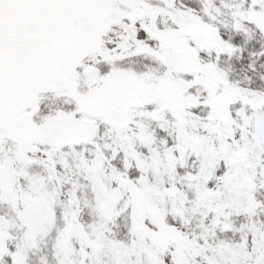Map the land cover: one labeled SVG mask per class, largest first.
<instances>
[{
  "label": "snow or ice",
  "instance_id": "snow-or-ice-1",
  "mask_svg": "<svg viewBox=\"0 0 264 264\" xmlns=\"http://www.w3.org/2000/svg\"><path fill=\"white\" fill-rule=\"evenodd\" d=\"M0 264H264V0H0Z\"/></svg>",
  "mask_w": 264,
  "mask_h": 264
}]
</instances>
